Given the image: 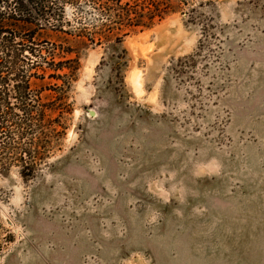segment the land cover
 Here are the masks:
<instances>
[{
	"label": "rangeland",
	"instance_id": "1",
	"mask_svg": "<svg viewBox=\"0 0 264 264\" xmlns=\"http://www.w3.org/2000/svg\"><path fill=\"white\" fill-rule=\"evenodd\" d=\"M181 11L94 44L36 37L76 61L31 80L70 113L34 179L0 172V264H264V0Z\"/></svg>",
	"mask_w": 264,
	"mask_h": 264
},
{
	"label": "trees",
	"instance_id": "2",
	"mask_svg": "<svg viewBox=\"0 0 264 264\" xmlns=\"http://www.w3.org/2000/svg\"><path fill=\"white\" fill-rule=\"evenodd\" d=\"M174 3L175 0H0V172L17 169L23 180L34 179L65 136L61 119L70 113L67 105L61 99L43 101L40 92L32 90L31 80H44L47 72H52L48 79L62 81L73 74L74 69L68 66L76 61L55 62V50L61 52L57 55L70 50L56 45H51L53 50L45 49L49 43H36L37 36L49 31L87 39L91 44L108 41L126 32L124 36L151 30L170 14L181 13L188 0ZM67 8L75 11L71 20L67 19ZM72 21L79 27L74 28ZM120 41L116 38V42ZM25 54L36 61H29ZM184 61L189 63L192 57L180 60L173 71L180 74ZM64 70L69 74H63ZM53 88L61 90L56 85Z\"/></svg>",
	"mask_w": 264,
	"mask_h": 264
}]
</instances>
